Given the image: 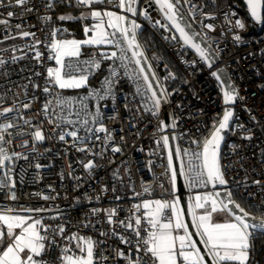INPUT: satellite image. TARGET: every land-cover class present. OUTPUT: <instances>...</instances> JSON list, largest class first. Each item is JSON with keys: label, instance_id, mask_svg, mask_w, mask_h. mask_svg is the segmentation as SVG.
I'll list each match as a JSON object with an SVG mask.
<instances>
[{"label": "built area", "instance_id": "built-area-1", "mask_svg": "<svg viewBox=\"0 0 264 264\" xmlns=\"http://www.w3.org/2000/svg\"><path fill=\"white\" fill-rule=\"evenodd\" d=\"M46 3L47 0H30L25 7H33L34 10L31 13L24 12L23 15L22 9L14 5V0L12 3L10 0H3L5 6H0V19L9 20L7 25L0 24V43L6 36L18 38L11 44L0 46V59L5 60V64L0 65V110L14 104L32 103L30 109L21 107L19 113H10L7 119L0 117V123L10 120L16 124L15 128L9 129L11 136L6 134V139H11V143L4 144L3 147L10 155L21 154L20 158L14 157L12 161L6 162L11 168L10 176L15 181V188L11 191L15 192L17 199L10 198L9 188L0 190V210L50 209L42 213L44 217L56 215L59 210L70 222L67 227L71 232H76L81 222L91 220L95 227H79V234L102 242L95 249L97 264H124L123 260L114 257L111 250L119 247L127 251L129 246L121 244L111 235L101 236V232L110 231V226L106 222L104 212L92 216L91 209L116 208L119 210V218L123 219L130 215L134 204L142 205L149 197H161L163 201L168 202L177 197L176 182L173 185L171 170L168 168L169 144L167 147L163 144V137L168 133L166 127L162 128L161 125V122L165 124L164 112L161 106L157 115L144 110L145 105L151 107V102L146 95L137 93V84L125 75L124 67L116 60L113 67L116 68L117 77L114 78L116 82L112 89L111 101L109 104L103 103L104 109L101 112L103 123L110 130L113 140L105 143L103 139L105 134L100 133V141L87 142L90 151L86 152L77 150L84 146L82 143L77 142L73 146L72 137H66V142L60 141L58 139L60 132L68 129H78L81 137L90 135L82 129L79 121L90 119L87 114L94 113L97 104L89 105L87 96L82 92L64 95L63 98L75 99L71 108H65L63 112L54 106L57 117L63 120L60 129L49 123L42 113V105L56 96L53 91L51 96L43 93L47 68L52 67L53 62L49 57L54 53L49 46L53 39L52 22L56 13V7L52 10L45 9ZM192 3L202 6L204 13L214 15L215 19H202L198 12L194 22L191 16H187L188 6L182 8L217 51L220 64L228 73L239 97H242L232 105L233 118L221 149L220 162L228 181L225 187L232 191L236 202V199H241L250 205L259 206L264 202V26L257 36L249 37L245 34V15L251 18L243 0H231V3H224L222 0H192ZM148 5L149 0H139L137 7L138 10L147 8L152 21L166 22L157 6L153 8ZM93 7L120 10L115 4L107 3ZM75 9L87 7L75 5ZM9 11L15 14L11 18L7 17ZM225 13L229 14L231 23L225 19ZM45 14L51 15L52 20L49 22L42 20L41 17ZM236 19L242 20L245 25L243 29L234 26ZM137 20L142 26L141 29L155 37L175 66V69H171L163 58L157 59L165 71L159 78L169 92L167 111L169 115H173L176 124L175 128L172 127V133L174 137L177 136L186 167L189 157L184 155V150L189 153L200 152L203 141L210 137L228 108L224 103V87L220 80L212 76V72H215L214 67L209 68L190 46L182 47V41L165 39L170 33L165 29L153 27L152 21L146 20L142 15H138ZM209 23L214 26V31L202 27V24ZM17 24L21 25V29L16 28ZM20 31L34 32L35 39L42 42L37 45L42 53L40 63L34 59V52L27 47L35 42L34 39L20 38L18 35ZM235 35H239L241 39L235 40ZM128 55L131 56V52ZM13 56L17 57L15 61L12 60ZM92 58L98 60L96 56H89L87 60ZM136 67L134 63H130L127 71L132 72ZM98 70L91 67V76ZM35 72L41 75L34 76ZM170 82L174 83L171 89ZM33 84H39L40 88L34 89ZM24 85H27L26 90ZM97 91L102 94L104 89L92 92ZM33 96L37 99L33 100ZM90 97L93 99L96 96ZM92 107L94 108L91 109ZM21 115L25 119H31L32 126L25 125L20 118ZM112 116L117 118L109 119ZM67 120L77 123L68 124ZM240 125L243 127H239ZM88 126L96 125L89 123ZM35 128L43 131L46 137L43 142H34L30 133H33ZM21 132L22 135H17ZM248 135L252 137L250 140L244 138ZM25 141L28 142L26 146ZM93 144L95 148L92 147ZM112 147L121 148V152H112ZM93 152L103 155H93ZM89 160H94L96 164L91 173L84 168V164ZM193 163L199 161L194 160ZM36 164H40L41 167L36 168ZM188 184L190 185V181L187 179V186ZM105 187L107 190L102 191ZM134 193L140 195L136 196ZM45 195L55 199L44 200L42 197ZM97 196L100 197L99 200L95 199ZM117 196L120 197L119 200L116 199ZM254 208L264 215V208ZM145 211L141 207L137 214L143 216ZM166 214L171 215L169 209H166ZM59 222L45 220L46 224ZM144 224L147 228L146 221ZM116 231L129 237L132 235L131 232L125 233L120 227H117ZM58 254L59 249H53L46 258L55 264ZM102 256L108 259L101 261Z\"/></svg>", "mask_w": 264, "mask_h": 264}, {"label": "snow or ice", "instance_id": "snow-or-ice-1", "mask_svg": "<svg viewBox=\"0 0 264 264\" xmlns=\"http://www.w3.org/2000/svg\"><path fill=\"white\" fill-rule=\"evenodd\" d=\"M13 0H10L12 3ZM155 4L159 6V10L163 13L164 20L152 21V17L147 8L139 10L137 4L139 0H47L44 5L45 9L52 10L56 7L57 3H65L72 6L73 3L77 7H87L89 12L82 13L79 17L72 15H60L57 17L60 21H72L76 19H92L95 23L89 27H84L86 39H55L59 32L66 31V29L52 30V42L49 46L50 50L54 53L49 57L54 59L58 67L47 68L46 84L43 87V93L51 96L54 87L59 89H78L87 85L88 76L83 74V69L77 65L73 67L70 58L80 57L82 46H99L110 45L115 50L110 52H100L99 55L102 59L121 62V66L125 69V75L129 76L137 84V93L146 95L148 101L151 102V107L145 105L144 110L157 115L161 106V101L164 100L163 93L166 89L159 87V81H155V73L151 70V65L146 64L147 58L141 49L140 44L137 42V34L141 30V24L137 23L136 19L130 18L125 14H118L112 10H100L94 5L99 4H115L122 12L130 13L132 17L142 15L146 20L152 21L153 27L165 29L170 33L165 39L172 41H182L183 46H190L198 54L199 58L206 62L208 67L211 68L214 60L218 59V53L210 47H202L201 43L196 40L204 39L200 33H197L189 22L187 16H191L192 20L196 21V15L199 12L202 19H215L211 13H204L202 6H197L192 3V0H154ZM30 0H14V5L22 9L21 15L24 12L31 13L33 7H25ZM188 6L187 16L182 11V8ZM0 6H5L3 0H0ZM149 7H151V0H149ZM247 6L250 11L251 17L257 23H264V16L261 14V9L264 7V0H247ZM15 14L12 11L7 13V17L11 18ZM106 18V19H105ZM45 22L52 20L51 15H43L41 17ZM225 19L229 20V14L225 13ZM202 23V20L200 21ZM0 24H9L8 19H0ZM236 28L243 29L244 23L240 19L235 20ZM203 28L214 31L212 24H202ZM17 29H21V25H16ZM91 33L89 36L88 34ZM175 33H178L177 36ZM20 38L32 37L34 43L28 45L29 50L34 52V59L40 63L42 53L38 50L37 45L42 42L35 39V33L29 31H20L18 33ZM15 37L6 36L5 39H14ZM234 39L239 41L241 37L235 35ZM131 52V56L128 53ZM23 58V57H21ZM65 58H69V63H65ZM17 57L13 56L12 60L15 61ZM89 68L95 67L100 69L101 61L94 58L85 60L83 62ZM130 63H134L137 67L132 72H128L127 68ZM195 63V62H193ZM5 60L0 59V65H4ZM68 72H65V69ZM80 72V75L74 74ZM34 76H40L39 72L33 73ZM171 75V74H170ZM150 76L153 79H150ZM212 76L217 80H221L217 72H212ZM117 77L116 68L113 67L108 77L105 78L104 94L101 95L97 92H90L89 95H94L98 100H104L106 97L112 95V89ZM168 79V77H165ZM141 81L143 83H141ZM31 83V77H29ZM156 84V87L153 84ZM223 84L224 81L221 80ZM25 90L27 85L23 86ZM34 89L40 88L39 84H33ZM150 93V95H148ZM158 93H160L158 95ZM33 100L37 97L33 96ZM75 98H63L57 94L53 99L47 100L42 105V113L48 119V122L53 124L57 129L62 128L63 120L57 117L55 108H59L61 112L65 108H71L72 101ZM239 97L234 86H229V90L224 91V103L231 105ZM166 102V101H165ZM21 107L23 109H30L31 102L23 103L22 105L14 104L12 107H5L0 110V117L7 119L10 113H19ZM127 107V105H125ZM51 110V111H50ZM71 114V113H69ZM78 115V114H77ZM90 119L79 121L82 129L90 134L81 137L78 129L70 131H61L58 139L66 142V137L73 138V146L77 142L82 143L84 146L77 148L80 152L90 151L87 142L89 140L100 141V133L105 134L103 139L105 143L113 140L110 130L103 123V115L100 111L99 105L96 106L94 113H88ZM25 125L32 126L31 119H25L22 115ZM117 116L109 117L115 120ZM233 118V111L228 108L224 111L222 119H220L218 127L212 132L211 137L205 139L202 144V150L197 153H189L184 150V155L188 156L187 166L182 163L180 172L185 175L190 181V186H204L212 184L215 189L216 185L226 186L228 181L225 179L223 166L221 164V143L225 140L224 132L230 128V120ZM61 122H57V121ZM68 124H76L77 121L67 120ZM89 123L96 125L89 127ZM162 128L169 127L161 122ZM16 127V124L10 120L6 123H0V190L4 188L10 189V198L16 200L17 197L14 191L15 181L10 176L11 168L6 163L12 161L13 158H20L21 154L8 153L7 149L3 147L4 144H10L11 139H6V134L10 137L9 129ZM34 127V126H33ZM175 128V121L171 124ZM239 127H243L240 125ZM23 133H17L22 135ZM34 142H43L46 137L40 128H35L33 133ZM251 139V135L244 137ZM123 139V137H121ZM24 142V146L27 145ZM163 144L165 147L169 144V137H163ZM95 148V144L92 145ZM239 147V146H237ZM112 152L119 153L121 148L112 147ZM181 150L176 149V155H180ZM103 155V153L93 152V155ZM26 158V157H24ZM168 168L171 170V180L175 185L177 172L173 167V153H168ZM199 163H193V161ZM40 168V164L35 165ZM96 167L94 160H89L84 164V168L91 170ZM7 169V171H3ZM115 175V173H114ZM79 179V178H77ZM259 184L260 181H254ZM107 188H102L106 191ZM147 187L145 191H147ZM115 191V189H113ZM223 192V195H222ZM221 191L214 193H204L203 195H196L194 197V204L190 205L189 212L192 215L193 226L196 229L197 235L201 238L207 250L206 254L211 257L212 264H248L250 253L254 251V241L264 238V218L257 219L250 216V213L241 207L239 203L233 199V193L228 188H223ZM138 196L139 193H134ZM44 200L55 199V197L43 196ZM91 199V198H89ZM95 199L99 200L97 196ZM120 199L119 196L116 197ZM79 202V198H77ZM153 204L155 207L153 208ZM179 200L172 202L168 201H143V204H134L130 215L120 219L118 216V209H91V215L96 216L100 212H104L106 222L110 226L109 232H101V236L116 237L121 244L128 245L127 251L116 247L111 251L117 260H123L124 264H178V260H182L183 264H208L205 260V254L201 253L200 248L196 246V242L191 239V234L188 232V225L181 219V210L178 208ZM231 206V207H230ZM143 207L147 211L143 216L137 214L140 208ZM251 207L264 208V202L261 205H251ZM169 209L171 216L165 213ZM196 209L204 210L203 214L197 215ZM228 211L232 214L233 220L223 223H214L213 214L221 211ZM50 209L45 208H27L20 209L14 212L12 209L0 210V264H52L46 257L53 249H59V254L56 257L55 264H97L95 259V249L102 243L95 241L90 236H83L79 234V227L89 228L95 227L91 220L81 222L76 232H71L67 225V221L63 214L58 210L56 215L50 217L40 216L35 218V215L48 212ZM35 214V215H34ZM174 218V219H173ZM60 221L56 224H46L45 220ZM146 221L147 228L144 222ZM120 227L125 233L131 232V237L126 236L116 231ZM184 230L183 235H174L176 230ZM142 232L144 233L142 235ZM177 242H179L177 244ZM108 257H100L101 261L107 260Z\"/></svg>", "mask_w": 264, "mask_h": 264}, {"label": "crops", "instance_id": "crops-1", "mask_svg": "<svg viewBox=\"0 0 264 264\" xmlns=\"http://www.w3.org/2000/svg\"><path fill=\"white\" fill-rule=\"evenodd\" d=\"M97 9L100 10H112V11H116L118 12V14H123V12L121 10L118 9H107V8H102L99 7ZM90 9H81V10H77L75 9V3H73L72 6H69L65 3H57L56 5V13L53 16V26L54 28L57 29H66V31L63 32H59L57 34V36L55 37V39H60V40H64V39H76V40H84L86 39V35L84 33V27L85 26H89L91 27L95 21L92 19H84V20H80V19H76V20H72V21H60L57 19L58 16L60 15H72L75 17H79L82 13H86L89 12ZM106 19V18H105ZM77 33H79V35H76ZM89 36L91 35V33L88 34ZM98 48L101 47L100 50L102 51H112L115 50L113 46L110 45H99V46H82L81 48V55L80 57H73L70 58V62L73 64V67H76L77 65H79L82 69H83V74L88 76V80H87V85L78 89H59L54 87L52 89V91L57 95L59 94L61 97H63L64 95H75L80 93L81 91H83V89H87L88 87L91 86L90 84V77H91V71L88 65H85L83 62L85 60L88 59V55L85 54V51L88 48ZM65 63H69V58H65ZM52 67H58V65L56 64L55 60L53 59L52 62ZM69 70L66 68L65 72H68ZM74 74L76 75H80V72H75ZM188 187L190 188V195H189V206L194 204V197L196 195H203L204 193H214L215 190L213 188L212 184H208L206 187L204 186H195V187H191L188 184ZM161 197H156V198H147L146 200L148 201H156V200H160ZM177 200V199H174ZM173 200V201H174ZM155 207V205L153 204V208ZM178 208L181 210V219L184 223L185 219H184V215H183V211L181 208V205L178 204ZM146 210V209H145ZM147 211V210H146ZM14 212H18V211H14ZM204 210L202 209H196V213L197 215H201L203 214ZM166 213V210H165ZM35 215V214H34ZM40 216H42V213L35 215V218H39ZM171 216V215H170ZM192 216V215H191ZM174 219V218H173ZM233 220V216L231 215V213H229L228 211H221V212H217L215 214H213V221L214 223H223L226 221H232ZM189 232V229H188ZM190 233V232H189ZM184 234V230L180 229V230H176L174 231V235H183ZM191 239L193 240L192 236ZM179 242H177L178 244ZM197 246V245H196ZM178 264H183L182 260H178ZM248 264H252V254L250 253V259Z\"/></svg>", "mask_w": 264, "mask_h": 264}, {"label": "trees", "instance_id": "trees-1", "mask_svg": "<svg viewBox=\"0 0 264 264\" xmlns=\"http://www.w3.org/2000/svg\"><path fill=\"white\" fill-rule=\"evenodd\" d=\"M222 1L224 3H231V0H222ZM245 24H246L245 34L247 36L253 37L261 33V29H259L258 26L251 19H249L246 15H245ZM76 35H79V33H77ZM137 40L147 60L148 61L150 60L154 67V69L152 70L155 73V77H157V75L162 76V74H164L165 71L162 68V64L160 65L157 59L163 58L166 54L164 53L159 42L155 39V37L150 32H147L146 30H143V29L139 31ZM100 49L101 47H98V48L90 47L85 51L86 55L96 56L98 57V61H101V67L98 70V72H96L95 75L90 77L91 86L81 91L87 96L88 100L87 99L86 100L88 101L89 105H92L93 100L95 101V98H96L94 97L92 99L89 93L96 89H104L105 84L103 80H105V78L109 76L110 71L115 63V61H112V60L102 59L99 53L104 52V51ZM169 86H170L169 88L171 89L174 86V83L170 82ZM236 200L241 205V207L245 208V210L248 211L250 214L256 217L264 216L263 213L259 212L254 207H251V205L248 202L241 200V199H236ZM251 254H252V264H264V238L254 241V251H252Z\"/></svg>", "mask_w": 264, "mask_h": 264}, {"label": "water", "instance_id": "water-1", "mask_svg": "<svg viewBox=\"0 0 264 264\" xmlns=\"http://www.w3.org/2000/svg\"><path fill=\"white\" fill-rule=\"evenodd\" d=\"M243 2L247 6V0H243ZM151 3H153L151 7L154 8V7L157 6L155 4L154 0H152ZM144 7H146V5H144ZM247 8H248V6H247ZM182 11H183V9H182ZM248 13L250 15L249 8H248ZM123 14H125V15L129 16L130 18H132V16H131L130 13H124L123 12ZM261 14H262V16H264V7H262V9H261ZM250 18L258 26V28H260V29L263 28L264 23H257V22H255L254 19L251 17V15H250ZM188 20H189L190 23H192V21L189 18H188ZM192 27L195 29V31L197 33H200L201 36L204 37V35L201 33V31L193 23H192ZM137 42H138V40H137ZM196 42L201 43V46L202 47H210V49L215 50L213 48V46L206 40V38H204V39H199L198 38L196 40ZM140 50H142V48ZM144 56H145V54H144ZM146 64H149L148 60H146ZM212 67H214V71L217 72V74L220 76L221 80L224 81V83L222 85L225 88V91L226 90H229V86H234V84L232 83V81H231L228 73L226 72L225 68L220 64V57H219V55H218V59H215L214 60V63L212 65ZM151 70H152V68H151ZM152 72H153V70H152ZM150 79H153V78L150 76ZM155 81H157L156 77H155ZM153 86L156 87L155 82H154ZM159 94L160 93H158V95ZM165 101H166V99L164 97V100L161 101V109L164 112L165 125H169V127H166V130L168 132L167 133V136L169 137V148H170V151L173 153V166H174V168L176 169V172H177V178H176L177 197H178L179 203H180L181 208H182V211H183V215H184L185 222L188 225V229H189V232H190L193 240L196 242L197 247L200 248L201 253L202 254H205V260L208 262V264H212L211 257H209L206 254L207 250L205 249L204 244L201 242V238L197 235L196 229L193 226L192 216H191V213L189 212V207H190L189 206L190 190L188 189V186H187V183L185 182V179L183 177V174H181V172H180V168H181L180 161H179V157L176 155V149H177V147H176L174 135L172 133L170 115H169V113L167 111V101L166 102ZM233 104L234 103H232L231 105H228V108H231L232 111H233V108H232V105ZM231 121H232V119L230 120L229 124H231ZM227 132H228V130H225V132L223 133L224 136H225V139H226V136H227ZM224 141H222V143H221V149H222V146L224 144ZM223 188H225V186H221V185H218L217 184L214 190L215 191H221L222 192ZM222 195H223V192H222ZM250 216L256 217V216H254L252 214H250ZM256 218L257 219H260L259 217H256Z\"/></svg>", "mask_w": 264, "mask_h": 264}, {"label": "rangeland", "instance_id": "rangeland-1", "mask_svg": "<svg viewBox=\"0 0 264 264\" xmlns=\"http://www.w3.org/2000/svg\"><path fill=\"white\" fill-rule=\"evenodd\" d=\"M136 6H137V5H136ZM137 8H138V7H137ZM157 8L159 9V6H158V5H157ZM159 11H160V10H159ZM138 12H139V10H138ZM160 12H161V11H160ZM161 14L163 15L162 12H161ZM138 15H139V14H138ZM138 15L135 16V17H132V18L136 19L137 23H139V21L137 20ZM139 24H140V23H139ZM138 33H139V32H138ZM175 34H176L177 36L179 35L178 33H175ZM137 37H138V34H137ZM17 39H18V38H14V39H4L3 42L0 43V46L11 44V43L15 42ZM190 48H191V47H190ZM191 49H192V48H191ZM192 50H194V49H192ZM194 51H195V50H194ZM164 55H165V54H164ZM163 59H164L165 63L168 64V66H169L171 69H175L174 64L172 63L171 59H170L167 55H165V56L163 57ZM148 62H149V64L151 65V67H153L151 61L149 60ZM152 69H154V67H153ZM156 79H157V81H159V86H160V88H162V89H166V91L163 93V95H164L166 101H168V99H169V92H168V89H167V88L165 87V85L162 83V81H161V79L159 78L158 75H157ZM104 81H105V80H103V82H104ZM224 91H225V88H224ZM103 94H104V91L102 92L101 95H103ZM110 101H111V96H108V97H106L104 100H98V99H96L95 101L93 100V103H96L97 105H99V107H100V111L102 112V110L104 109L103 106H102L103 103L106 102V104H109ZM93 108H94V107H92L91 109H93ZM170 120H171V124H172L173 121H174V118H173V115H172V114H170ZM218 125H219V124H217L216 127H218ZM216 127H215V128H216ZM215 128H214L213 131H215ZM70 130H71V129H68V131H70ZM210 137H211V135H210ZM210 137H209V138H210ZM174 138H175V142H176V147L180 149L179 144H178L177 136H175ZM180 150H181V149H180ZM178 157H179L180 166H181L182 163L184 164L182 151L180 152V155H179ZM183 177H184V179H185V182L187 183V178H186V176L183 175ZM160 199H161V198H160ZM174 199H177V197L174 198ZM161 201L164 202L162 199H161ZM179 204H180V203H179Z\"/></svg>", "mask_w": 264, "mask_h": 264}]
</instances>
